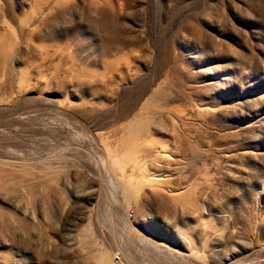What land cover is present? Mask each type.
Listing matches in <instances>:
<instances>
[{
	"label": "rangeland",
	"instance_id": "rangeland-1",
	"mask_svg": "<svg viewBox=\"0 0 264 264\" xmlns=\"http://www.w3.org/2000/svg\"><path fill=\"white\" fill-rule=\"evenodd\" d=\"M130 261L264 264V0H0V264Z\"/></svg>",
	"mask_w": 264,
	"mask_h": 264
},
{
	"label": "bare ground",
	"instance_id": "bare-ground-1",
	"mask_svg": "<svg viewBox=\"0 0 264 264\" xmlns=\"http://www.w3.org/2000/svg\"><path fill=\"white\" fill-rule=\"evenodd\" d=\"M93 164L96 166L99 174H102L104 172V164H102V162L96 160V159H93ZM130 264H133L132 261H130Z\"/></svg>",
	"mask_w": 264,
	"mask_h": 264
}]
</instances>
